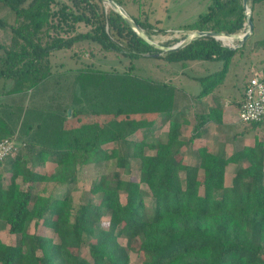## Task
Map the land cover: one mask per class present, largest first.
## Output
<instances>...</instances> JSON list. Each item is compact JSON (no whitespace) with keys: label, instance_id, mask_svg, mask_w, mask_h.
Returning <instances> with one entry per match:
<instances>
[{"label":"trees","instance_id":"16d2710c","mask_svg":"<svg viewBox=\"0 0 264 264\" xmlns=\"http://www.w3.org/2000/svg\"><path fill=\"white\" fill-rule=\"evenodd\" d=\"M0 1L17 17L0 64V77L11 81L0 94V140L16 136L24 146L3 160V170L10 173L7 183L0 170V223L17 235L12 244L0 238V264H131L134 239L139 240L141 264H264V141L230 155L199 146L198 164L186 163L183 146L200 136L208 121L222 123L221 105L198 113L193 133L184 139L182 124L188 121L180 109L190 96L185 90L138 75L134 64L124 71L88 66L55 72L48 60L53 51L85 39L131 60L152 56L167 62L224 58L227 64L238 47L203 35L179 49L162 50L120 13L112 8L106 12L103 0ZM115 1L123 8L124 0ZM130 16L148 37L164 30L147 16ZM246 20L243 0H214L206 13L182 28L236 33ZM78 22L89 29L73 32ZM6 25L0 17V27ZM226 72L227 65L217 74L220 79L193 97L210 94ZM206 78L198 77L201 82ZM79 115L121 118L102 125L69 123ZM160 115L169 123L168 131L165 137H154ZM138 131L141 135L132 138ZM108 143L115 144L111 150L105 147ZM130 156L139 160V176L102 174L90 189L99 195L97 201L75 205L70 190L45 194L40 187L43 182H75L79 168L90 162L100 165L113 158L126 167ZM48 160L56 161L53 172L36 169ZM231 163L237 168L227 186ZM142 183L149 188L150 204ZM32 221L51 228L58 240L30 232ZM85 235L95 238L86 241ZM82 247L87 253H80Z\"/></svg>","mask_w":264,"mask_h":264},{"label":"rangeland","instance_id":"374dc122","mask_svg":"<svg viewBox=\"0 0 264 264\" xmlns=\"http://www.w3.org/2000/svg\"><path fill=\"white\" fill-rule=\"evenodd\" d=\"M68 3L69 0H66ZM106 12L112 8L107 2H100ZM214 4V0H124L123 9L128 15H135L144 19L146 16L152 23H156L159 28L164 30H154L149 38L155 42L167 46H171L184 39L187 34L192 32V29H184L183 25L193 23L201 14L206 13ZM248 10L252 13L254 23L253 30L248 38L241 42L240 40L218 39L222 44L238 47V51L234 54L231 60L226 64L224 58L221 59H187L183 61L167 62L165 59L142 56L131 60L128 56L121 53L110 51L101 47V45L92 40H80L74 42L66 48L53 51L48 60L51 64V69L55 72L65 70H77L81 67H95L106 70H128L131 64H134V72L141 76L150 78H158L168 81L176 85L179 89L185 90L189 94V98L182 101L180 111H184L187 118L186 123L182 124V138L187 139L193 133V127L197 121L198 113L208 111L209 103L218 100L226 104V123H215L210 121L201 129L203 140L195 139L183 146L181 155L186 163L197 165L199 162V154L196 148L204 144L209 149L215 152H220L225 155H230L236 148H241L246 144H253L256 140L264 141V122L257 127H253L250 123L240 122L239 109L242 102V88L247 83L248 79L257 72L264 74V0L262 2L253 3L248 0ZM0 17L4 18L8 25L0 27V64L1 57L10 45L12 37V24H16L17 17L13 9L0 1ZM248 24L236 33L243 34L248 30ZM89 26L83 22L76 24L75 30L85 31ZM195 30V29H194ZM45 31V30H44ZM146 32V31H145ZM65 35V34H64ZM43 34V41L46 39ZM244 43V44H243ZM227 65V72L220 84L205 97L196 99L193 97L199 93L205 85H209L215 79H220L219 72ZM216 72V74H214ZM207 76L204 82H201L198 77ZM10 81L0 77V94L4 88L9 87ZM157 116L154 125V137H165L168 131V122H164V118ZM119 118H114L111 115H79L71 119L70 124L78 121L91 122L95 125H102ZM223 121V120H222ZM141 135V131L132 135V138H137ZM200 137V136H199ZM19 148H23L21 140L16 136L13 138ZM115 144L108 143L105 147L108 150ZM190 149L186 150V147ZM24 149V148H23ZM148 153H154V150L146 149ZM6 160V159H5ZM245 164V162L243 161ZM4 161L0 165V170L4 172V182L9 180L10 173L3 170ZM56 166V161L48 160L45 163L36 166V169L43 173L53 172ZM237 164L231 163L226 170V185L232 184V178L236 171ZM119 173L124 179H129L133 176H139V160L136 157L128 158L126 167L119 166L115 159H109L98 165L90 162L77 172V179L66 186L54 185L53 182H43L41 188L44 193L62 194L70 190L75 205L87 200L97 201L99 195L91 193L93 182L98 180L102 174H108L110 177L113 173ZM20 180V178H19ZM142 187L148 192L145 195V200L148 204L152 202V196L146 184L142 183ZM122 199H124L122 195ZM108 217H103L102 220L107 221ZM29 231L35 233L47 234L58 240L57 234L51 229L43 227L42 223L36 224L34 221L29 225ZM0 238L7 243H14L17 235L9 231V227L5 222L0 223ZM94 236L85 235V240H94ZM120 242L127 243L126 238L120 237ZM139 240L134 239L130 243L129 254L131 264H141V258L138 255ZM81 254L87 253V250L82 247Z\"/></svg>","mask_w":264,"mask_h":264},{"label":"built area","instance_id":"2783aa9c","mask_svg":"<svg viewBox=\"0 0 264 264\" xmlns=\"http://www.w3.org/2000/svg\"><path fill=\"white\" fill-rule=\"evenodd\" d=\"M238 115V120L243 123L264 121V74L262 72H257L248 79ZM18 148L14 139H1L0 161L14 155Z\"/></svg>","mask_w":264,"mask_h":264},{"label":"water","instance_id":"95a60500","mask_svg":"<svg viewBox=\"0 0 264 264\" xmlns=\"http://www.w3.org/2000/svg\"><path fill=\"white\" fill-rule=\"evenodd\" d=\"M105 2H107L113 10H115L116 12L120 13L123 18L126 20V22L139 34L141 35L143 38H145L149 43H151L152 45L162 49V50H174V49H179L183 46H185L186 44H188L189 42H191L193 39L199 37V36H212L216 39H220L221 37H227V38H231L233 40H240L241 42H244L248 36L251 34L253 27H254V23H253V19H252V13L250 10H248V0H243V6L245 8L246 14H247V20L246 23L248 24V30L246 32H244L243 34H239V33H227V32H223V31H214V30H193L192 32H190L189 34H187L185 36L184 39L180 40L179 42H177L174 45L171 46H167V45H163V44H159L157 42H155L154 40L150 39L148 37V35L146 34L144 28H142L140 26V24H138V22L132 18L130 15H128L126 13V11L122 8V6H120L115 0H103Z\"/></svg>","mask_w":264,"mask_h":264},{"label":"crops","instance_id":"0c3cea01","mask_svg":"<svg viewBox=\"0 0 264 264\" xmlns=\"http://www.w3.org/2000/svg\"><path fill=\"white\" fill-rule=\"evenodd\" d=\"M10 84H11V81H10ZM246 85V84H245ZM245 87V86H244ZM244 87L242 88V95H243V91H244ZM215 103H218L219 105H221V107H223V113H222V123H226V108L228 107L226 104H228V102L226 101V103L225 104H223L222 102H219L218 100H216L215 102H211V103H209L208 105L210 106L211 104H215ZM209 108V107H208ZM204 112H207V111H204ZM159 117H161V116H159ZM211 121V120H210ZM210 121H208L207 123H209ZM212 122H214V121H212ZM216 123V122H215ZM218 124H221V123H218ZM201 136H202V134H200V137L198 136V137H196L197 139H199V140H203L204 139V137H202L201 138ZM195 138V139H196ZM194 139V140H195ZM196 139V140H197ZM194 142V141H193ZM254 144V143H253ZM252 143L251 144H249V145H253ZM204 144H201V145H199V146H203ZM191 147L190 146H188V147H186V150L187 149H190ZM240 148V147H239ZM239 148H236V149H239ZM183 149V148H182ZM196 152L198 153V147L196 148ZM196 165V164H195ZM228 167V166H227ZM227 170V169H226Z\"/></svg>","mask_w":264,"mask_h":264},{"label":"bare ground","instance_id":"6f19581e","mask_svg":"<svg viewBox=\"0 0 264 264\" xmlns=\"http://www.w3.org/2000/svg\"><path fill=\"white\" fill-rule=\"evenodd\" d=\"M222 39H229V40H232L233 41V39H231V38H227V37H221Z\"/></svg>","mask_w":264,"mask_h":264}]
</instances>
